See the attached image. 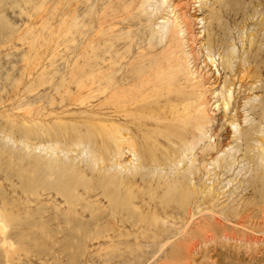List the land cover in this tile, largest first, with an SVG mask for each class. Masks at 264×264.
<instances>
[{
    "label": "rangeland",
    "instance_id": "rangeland-1",
    "mask_svg": "<svg viewBox=\"0 0 264 264\" xmlns=\"http://www.w3.org/2000/svg\"><path fill=\"white\" fill-rule=\"evenodd\" d=\"M196 1L0 0V264H264V147L233 141L264 137V0ZM172 2L202 18L220 83L228 52L250 71L225 152L176 158L161 135Z\"/></svg>",
    "mask_w": 264,
    "mask_h": 264
},
{
    "label": "bare ground",
    "instance_id": "bare-ground-1",
    "mask_svg": "<svg viewBox=\"0 0 264 264\" xmlns=\"http://www.w3.org/2000/svg\"><path fill=\"white\" fill-rule=\"evenodd\" d=\"M159 1L161 4H166L169 0ZM199 1L200 0L196 2ZM170 6L171 20L168 27L166 26V31L162 34L165 36V40L164 45L161 47V51H163L162 54L166 61L164 60L165 62L161 65V71L154 79L156 80V87H158V110L161 120L159 127L162 131L161 135L164 139H172L173 142L177 144V150H173L176 158L179 157V155L177 157V151L180 152V156L184 155L187 157L189 152L191 153L193 150H196V146H198L202 153L205 149L209 151L214 149L215 151L218 145L220 146L219 151L225 152V148L232 142L229 140L231 130L237 125H240L241 117V114L238 112L240 105L237 101V106L235 105L236 108L235 106L234 108L232 107V110L234 109L235 111L234 115H232V117L230 116V118L228 117L230 119H228L229 127H232V129H226L225 133H220L224 126L223 122L227 119V113L229 111V102H227V100L231 99L233 96L232 86L234 82L238 84L240 91L243 93L240 99L246 100L248 98L246 92L250 89V84L246 82V78L249 77L248 72L250 71L240 63H236L232 66L231 62L233 56L231 52H228L223 56L221 67L226 73L228 72L229 78L220 83V71L210 54L212 45L210 43L202 44L198 42L197 40L201 37L199 32L193 34L195 33L193 31L195 29L193 27L195 21H201L202 18L194 17L193 14H187L188 7L186 4L172 2ZM185 45L187 49L183 50ZM203 47L205 52H203ZM199 55L205 57L204 60H202V67L198 66ZM205 59H208V62H206ZM204 69H206L205 72H203ZM154 76L155 75H153V78ZM151 81L150 78H146V85H149ZM150 85L148 87H150ZM219 86H221L220 91L216 90ZM223 87L225 91L222 90ZM250 90H252V88ZM260 103H258V105H251L250 110L254 111L257 106L261 107L262 105ZM261 110L263 111L264 107H262ZM244 129L240 128L235 129V132L233 131V133L237 132V136L233 141L237 142V140L243 136L241 140L243 144L251 147L252 150L257 149V151H260V148L264 147V137L259 135L248 136V131ZM200 142L204 144L203 147L199 145ZM141 146L142 145L137 144L133 138L127 136V167H134L137 170L139 166L133 165V160H138L134 157L137 156L138 148L140 149ZM237 147H240V145H237ZM120 148L118 151L124 147ZM223 148L224 150H222ZM199 150L197 151L199 152ZM237 150L239 149L237 148ZM235 154L236 153H234V155ZM137 158H139V156ZM152 158L153 157H149L147 161H150V159L152 161L154 159ZM149 161L148 163L151 164ZM138 162L140 163L139 160ZM142 162L144 161H141V163ZM131 176L132 174L130 177ZM180 177L186 182L184 184L187 186L189 184L188 175H182Z\"/></svg>",
    "mask_w": 264,
    "mask_h": 264
}]
</instances>
